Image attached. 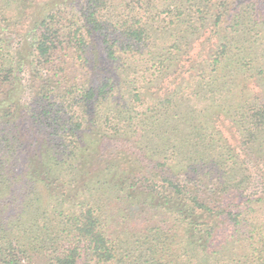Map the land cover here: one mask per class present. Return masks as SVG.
Segmentation results:
<instances>
[{
	"label": "trees",
	"instance_id": "trees-1",
	"mask_svg": "<svg viewBox=\"0 0 264 264\" xmlns=\"http://www.w3.org/2000/svg\"><path fill=\"white\" fill-rule=\"evenodd\" d=\"M0 264H264V0H0Z\"/></svg>",
	"mask_w": 264,
	"mask_h": 264
},
{
	"label": "rangeland",
	"instance_id": "rangeland-1",
	"mask_svg": "<svg viewBox=\"0 0 264 264\" xmlns=\"http://www.w3.org/2000/svg\"><path fill=\"white\" fill-rule=\"evenodd\" d=\"M161 82H159V84H160ZM159 84H158V82L157 83H155L154 85H153V89H157L158 90V88H155V87H158L159 86ZM162 84V83H161ZM160 84V85H161ZM167 85V84H166ZM160 87H163V86H160ZM159 87V88H160ZM221 129L223 130V131H225L226 129H225V127H226V124L225 123H223V124H221ZM226 137H230V134L229 133H227L226 132ZM231 138V137H230ZM110 147V148H109ZM117 148H122V149H125V150H128V152H130V153H135L136 151H135V146H132V145H130L129 143H125V142H123V143H120V142H111V143H108L107 144V146L105 147V148H103V150H107V151H113L114 149H117Z\"/></svg>",
	"mask_w": 264,
	"mask_h": 264
}]
</instances>
